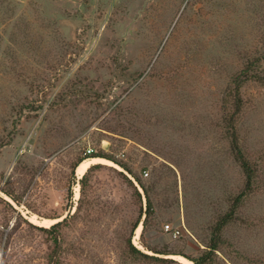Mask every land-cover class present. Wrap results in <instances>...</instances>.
Returning a JSON list of instances; mask_svg holds the SVG:
<instances>
[{
	"label": "rangeland",
	"instance_id": "rangeland-1",
	"mask_svg": "<svg viewBox=\"0 0 264 264\" xmlns=\"http://www.w3.org/2000/svg\"><path fill=\"white\" fill-rule=\"evenodd\" d=\"M195 258L264 264V0H0V264Z\"/></svg>",
	"mask_w": 264,
	"mask_h": 264
},
{
	"label": "trees",
	"instance_id": "trees-1",
	"mask_svg": "<svg viewBox=\"0 0 264 264\" xmlns=\"http://www.w3.org/2000/svg\"><path fill=\"white\" fill-rule=\"evenodd\" d=\"M237 112H239V109L237 110ZM232 124V123H231ZM233 128V124L231 125ZM232 149L235 153V158L237 159V161L240 162V164L242 165V167L244 168V171L247 174V180H246V187L245 189H248L251 187V181H252V177H253V173H254V169L251 166L250 162L246 159L240 145L238 142V138H237V133L235 131V129H233L232 132ZM90 155H87L86 157L82 158L77 166L80 164L81 161H83L85 158L89 157ZM83 179V178H82ZM245 192L242 191L234 200L233 205L231 206L230 210L228 212H226L224 215H222L219 220L216 222L214 229H213V235H212V245H211V249L215 250L218 246V242L221 239V232L224 229V227L230 223L233 218L234 215L237 211V208L239 207L240 203H241V199L244 196ZM71 192L69 193V196H71ZM147 212V211H146ZM65 220V219H64ZM64 220L62 221H58L56 223H54L53 225H51L50 228H56L58 225H60ZM141 218L139 219L138 223L140 222ZM138 225V224H137ZM136 225V227H137ZM135 253L143 255L145 257L148 258H156V259H160L162 261H170L172 259L169 258H161V257H156L154 255H149L147 253H144L143 251H141L140 249L133 247ZM203 258V257H202ZM194 264H198L200 262V259L195 258L193 259Z\"/></svg>",
	"mask_w": 264,
	"mask_h": 264
},
{
	"label": "bare ground",
	"instance_id": "bare-ground-1",
	"mask_svg": "<svg viewBox=\"0 0 264 264\" xmlns=\"http://www.w3.org/2000/svg\"><path fill=\"white\" fill-rule=\"evenodd\" d=\"M98 161H106L108 163H113L111 160L105 159V158H86L83 161L80 162V164L76 167V174L78 175V177H82L85 172L87 171V169L93 164L96 163ZM121 168V167H120ZM77 197L79 196V185L77 186ZM49 220L50 222H55L58 219L54 218V219H45L44 221ZM141 230V225L138 227L137 229V235L140 233ZM175 256V255H174ZM177 256V255H176ZM182 257V256H179ZM181 259V258H180ZM182 259L184 261H186L187 263H191L190 260L186 259L185 257H182Z\"/></svg>",
	"mask_w": 264,
	"mask_h": 264
},
{
	"label": "built area",
	"instance_id": "built-area-1",
	"mask_svg": "<svg viewBox=\"0 0 264 264\" xmlns=\"http://www.w3.org/2000/svg\"><path fill=\"white\" fill-rule=\"evenodd\" d=\"M165 229L167 231H170L171 233H173L175 236H178L180 234V229L173 227V225L171 223H166Z\"/></svg>",
	"mask_w": 264,
	"mask_h": 264
}]
</instances>
